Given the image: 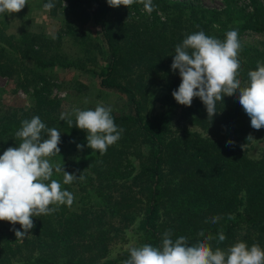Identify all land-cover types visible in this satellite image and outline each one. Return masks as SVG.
Returning <instances> with one entry per match:
<instances>
[{"label":"trees","instance_id":"1","mask_svg":"<svg viewBox=\"0 0 264 264\" xmlns=\"http://www.w3.org/2000/svg\"><path fill=\"white\" fill-rule=\"evenodd\" d=\"M248 1L249 11L242 13L237 9L233 16L228 11V20H236V23L220 25L216 33L212 32V25L203 20L204 11L196 9L195 32L203 31L219 39L230 30H236L238 34L243 30L263 31L264 4L262 0ZM160 2L161 10L173 17L178 15L182 6L175 1ZM87 5L109 52L100 85L122 90L132 102L130 114L111 115L118 128L123 129L120 144H128L127 148L133 146L138 160L137 172L129 180L139 186L137 193L142 196L139 199L142 213L138 228L143 245L159 246L163 233L170 230L173 240L185 236L189 245L205 241L211 235L213 239L207 242L213 250L217 247L227 249L241 241L249 247L258 244L264 249V150L258 157L252 158L247 155L246 148L229 145L225 140L231 136L236 142L247 145L263 139L264 128L255 130L251 127L250 118L239 104L237 93L224 96L222 102H217V113L211 120L201 100L193 98L191 106L182 105L179 115L194 129L182 126L172 130L171 122L179 104L171 93L181 82L178 70H173L169 82L159 88L162 111L145 116L146 107L141 106L137 91L155 72V62L150 60L167 54L171 48L172 28L152 36L139 26L150 25L140 21L137 25L139 29L130 28L128 31L126 27L132 23L119 21L124 6L112 8L106 0H89ZM50 12L55 13V7ZM12 39L10 35L0 37L4 43H0L1 76L12 77L24 57H29L39 68L58 64L30 52H14L17 49L13 48ZM18 41L22 43V40ZM122 41L128 44L126 50L120 45ZM238 60V79L244 86L248 82V72L256 70L257 62L264 64V50L241 44ZM143 65L146 68L141 71ZM137 69L139 74L133 77L131 71ZM33 96L34 104L28 109L10 105L0 107V155L8 147L19 146L21 140L15 133L23 120H30L33 116H39L47 128L61 132L58 145L60 160L72 143L87 144L86 133L75 126L70 127L67 122L71 119L74 125L75 117L66 116L61 120L57 103L44 96L39 86H34ZM116 148L109 146L103 155L98 151L87 153L86 158L97 163L99 168L93 169L82 163L76 166L77 171H89L84 176L92 186V193L103 201L100 209L96 210L99 222L96 226H103L106 216L112 217L119 212L125 214L126 209L133 205L132 188L123 193L119 187L104 185L112 182L110 184L116 186V180L121 177L118 174L122 166L119 165L124 152L119 150L115 153ZM86 188L80 187V191ZM49 207L57 210L33 217L35 226L23 238L15 236V230H22L19 224L0 221V264H111L119 260V257L105 259L107 247L95 236L97 229L88 230L85 226L89 222L87 217L92 214L90 209L78 213L64 207ZM214 217H219L216 223H212ZM201 231L204 236L199 235ZM220 232L226 236L223 242H218ZM240 233L239 240H235Z\"/></svg>","mask_w":264,"mask_h":264},{"label":"rangeland","instance_id":"2","mask_svg":"<svg viewBox=\"0 0 264 264\" xmlns=\"http://www.w3.org/2000/svg\"><path fill=\"white\" fill-rule=\"evenodd\" d=\"M88 1L64 0L67 7L63 8V0H53L55 13H51L43 8V5L49 0H27V4L20 12L0 14V37L12 36L13 48L17 49L14 52H30L44 60L51 59L58 63L39 68L30 61L29 57H24L18 65L19 69L13 73L12 77L0 75V107L2 105L22 109L32 107L34 86H39L43 90L44 96L57 103L59 113L67 114V117H75V109L94 110L97 105L111 108V114L128 115L132 112V102L127 93L120 89H107L100 85V76L105 72L109 52L99 27L91 18L92 13L87 5ZM160 1L152 0L155 8L151 14L146 13L143 10V5L136 2L128 8L124 7L119 17L120 22L132 23L126 27L128 31L130 28L132 30L138 28L137 25L140 21L149 24L150 26H139L152 36L172 28L171 48L166 52L167 54L163 53L161 57L157 56L150 60L155 62L153 63L155 72L149 81L137 91L141 106L146 107L143 113L148 117L163 109V105L159 101V88L169 82V77L173 72L171 64L173 55H175L174 47L180 44L187 35L195 33L194 11L196 9L203 10L205 14L203 20L210 23L213 28L212 32L216 33L220 25L227 26L236 23V20L233 22L228 20V11L233 16L237 9L242 13L250 9L248 0H167L170 3L174 1L182 3L178 9V15L173 17L161 10ZM262 2L264 4V0ZM134 24L136 25L133 26ZM157 38L160 39V37ZM219 39L223 41L225 37ZM239 39L241 44L264 50V30L258 32L240 31ZM18 40H22V43ZM0 43L3 42L0 41ZM120 45H123V50L128 47L126 41L120 42ZM65 64L67 66H63ZM145 68L146 65H143L140 70L143 71ZM131 72L133 77L139 74L138 69ZM181 107L182 105H178L175 117L171 122L172 130L180 129L182 126L194 129V126L180 118ZM225 140L226 142L232 141V144L242 149L246 148L247 155L252 158L258 157L264 150V138L260 141L254 140L247 145L236 142L231 136ZM77 145L74 142L68 146L62 160L59 159V154L54 158L49 157L54 166L61 164L64 171L84 177L83 180L77 179L73 183L65 185L63 184V173L54 171L51 179L59 181L62 190L73 193L74 200L71 206L55 204L53 206L64 207L78 213H84L90 209L92 214L88 217L84 215L89 219L85 226L88 230L97 229L95 236L107 247L105 259L119 257L117 262L111 264H123V261L129 256V248L143 245L141 231L138 228L142 213L139 199L142 196L137 193L139 186L133 185L129 180L132 174L137 172L138 160H136L135 149L133 146L128 149V144L122 146L119 140L113 145V147H117L115 153L119 150L124 152L123 161L119 165L122 166L119 168L121 173L118 174L121 177L116 180V186L110 184L112 182H109L108 185L104 184L105 187H119L123 193L132 188L134 193L130 200L133 205L126 209L125 214L119 212L112 217L106 216L105 224L96 226L99 223L96 218V210L100 209L103 201L98 200V196L92 193V186L84 176L89 171L87 169L77 171L76 166L78 163H82L93 169L99 167L97 163L86 158L87 153H95V151L88 148L87 144H83L82 149H78ZM45 183H50V181ZM80 187L87 188L80 191ZM241 235L242 233L238 234L235 240L238 241Z\"/></svg>","mask_w":264,"mask_h":264},{"label":"clouds","instance_id":"3","mask_svg":"<svg viewBox=\"0 0 264 264\" xmlns=\"http://www.w3.org/2000/svg\"><path fill=\"white\" fill-rule=\"evenodd\" d=\"M136 2L143 5L146 13L154 11L152 0H106L112 8H128ZM26 4L27 0H0V14L18 13ZM54 7L53 0L43 5L45 11ZM64 7L67 5L63 0ZM240 49L236 30L228 31L223 41L203 31L187 35L175 47L171 69L178 70L181 82L171 95L179 105L186 107L198 97L211 120L217 113V102H222L224 96L238 93V102L250 118L251 127L260 130L264 128V64L257 62L256 70L248 72V82L242 86L238 79ZM74 114L75 124L71 119L67 122L70 127L75 126L86 133L87 147L93 152L103 155L121 138L123 129L115 124L111 108L97 105L94 110L75 109ZM66 116L61 114V120ZM15 136L21 140L19 146L8 147L0 155V221L19 224L22 230H15V236L23 238L35 226L33 217L57 210L50 205L71 206L73 203V193L62 190L61 183L51 179L53 172L63 173L65 185L84 177L68 173L61 164L54 166L50 162L49 157L60 152L61 132L47 128L39 116L23 120ZM227 143L231 145L233 142ZM83 147L77 145L78 149ZM218 219L214 217L212 223ZM199 235L204 236V232ZM212 239L208 235L205 241L189 245L187 237L173 240L168 230L163 233L159 246L144 244L129 248V256L123 264H264V249L258 244L249 247L241 241L227 249L217 247L213 250L207 242ZM225 239L224 233L220 232L218 242Z\"/></svg>","mask_w":264,"mask_h":264}]
</instances>
